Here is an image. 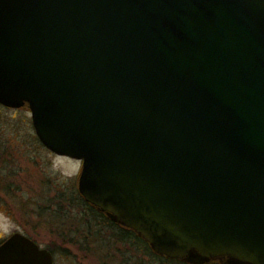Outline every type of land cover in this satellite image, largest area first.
<instances>
[{"label": "water", "instance_id": "1", "mask_svg": "<svg viewBox=\"0 0 264 264\" xmlns=\"http://www.w3.org/2000/svg\"><path fill=\"white\" fill-rule=\"evenodd\" d=\"M0 104L154 253L264 264V0H0Z\"/></svg>", "mask_w": 264, "mask_h": 264}, {"label": "rangeland", "instance_id": "2", "mask_svg": "<svg viewBox=\"0 0 264 264\" xmlns=\"http://www.w3.org/2000/svg\"><path fill=\"white\" fill-rule=\"evenodd\" d=\"M80 166L79 161L57 156L39 144L27 108L0 107V235L32 220L36 242L42 247L51 244L61 224L69 223L67 217L56 221L53 197L76 193ZM64 246L71 249L70 254L62 257L56 251L54 264H135L134 259L141 256L138 253L131 259L129 253L134 255V251L126 252L114 243L111 248L95 242H86L78 249Z\"/></svg>", "mask_w": 264, "mask_h": 264}, {"label": "trees", "instance_id": "3", "mask_svg": "<svg viewBox=\"0 0 264 264\" xmlns=\"http://www.w3.org/2000/svg\"><path fill=\"white\" fill-rule=\"evenodd\" d=\"M63 195L58 194L53 197L52 201L55 205L53 214L56 221L59 219L62 221L63 217H67L65 219H68L69 223L61 224L57 237H53L51 244L46 247L53 256L56 251H59L62 257H67L70 254L68 250L71 249L64 245L78 249L86 242H95L96 244H108L111 248L114 243L121 244L126 252L134 251L136 253L134 255L129 253L131 259L141 254L138 261L134 259L135 264H186L168 260L153 253L149 245L132 230L109 220L105 214L86 203L77 191L69 197Z\"/></svg>", "mask_w": 264, "mask_h": 264}, {"label": "flooded vegetation", "instance_id": "4", "mask_svg": "<svg viewBox=\"0 0 264 264\" xmlns=\"http://www.w3.org/2000/svg\"><path fill=\"white\" fill-rule=\"evenodd\" d=\"M20 224V225H19ZM17 225V228L13 229L12 231L8 232L7 234L0 235V245L13 233H21L25 235L27 238L32 240L33 242H36L35 239V231H36V224L32 220L29 222H21ZM33 232V233H32ZM38 244V243H37ZM39 245V244H38Z\"/></svg>", "mask_w": 264, "mask_h": 264}]
</instances>
